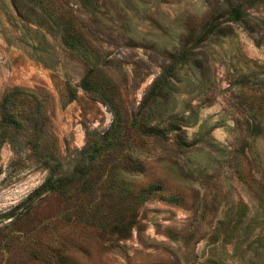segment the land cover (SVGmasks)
<instances>
[{
    "label": "rangeland",
    "instance_id": "rangeland-1",
    "mask_svg": "<svg viewBox=\"0 0 264 264\" xmlns=\"http://www.w3.org/2000/svg\"><path fill=\"white\" fill-rule=\"evenodd\" d=\"M37 1L82 36L124 115L121 148L84 175L112 114ZM13 88L36 95L76 178L16 208L48 174L18 103L22 127L0 129V264H264V0H0V105ZM146 109L159 138L133 128Z\"/></svg>",
    "mask_w": 264,
    "mask_h": 264
},
{
    "label": "trees",
    "instance_id": "trees-1",
    "mask_svg": "<svg viewBox=\"0 0 264 264\" xmlns=\"http://www.w3.org/2000/svg\"><path fill=\"white\" fill-rule=\"evenodd\" d=\"M36 6L58 36L61 46L81 58L87 65L88 71L80 82L81 89L98 97L109 108L112 114L109 130L104 134L101 141L95 144L89 151L87 164H85V169L81 172L84 175L104 155L115 150V148H121V130L125 127L124 115L117 102L114 87L108 79L99 76V59L91 54L82 36L76 32L69 22H63V20L55 16L41 1H37ZM230 18L233 22H240L242 20L243 13L240 6L232 8ZM218 28V24H212L205 28L197 38L196 46L200 47ZM187 56V51H184L177 57V63L185 62ZM177 63L172 67L170 73L177 68L179 69ZM168 76L169 74L162 75L154 82L151 87L152 98L159 99L163 95V82L168 80ZM156 101L158 102V100ZM18 103H27L29 107L31 106L30 116L34 123L33 133L36 138L33 149L47 164L48 174L44 182L16 208L28 204L33 199L47 192H58L62 196H66L71 191L70 185H72V181L76 178V174L69 177L61 176V163L56 155L54 144L46 143L42 140L43 110L41 103L32 92L13 88L5 93L0 105V129H19L22 127L20 119L22 116L21 111L17 110ZM156 113L155 110H139L138 119L133 120V128L142 132L146 131L148 134L159 138L162 134L159 125H151V118Z\"/></svg>",
    "mask_w": 264,
    "mask_h": 264
}]
</instances>
